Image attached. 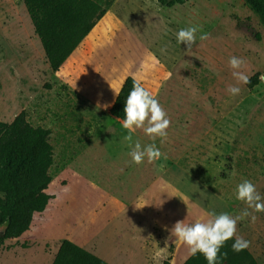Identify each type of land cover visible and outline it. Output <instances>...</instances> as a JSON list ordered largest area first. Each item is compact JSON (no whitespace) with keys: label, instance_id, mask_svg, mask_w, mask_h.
Returning <instances> with one entry per match:
<instances>
[{"label":"rangeland","instance_id":"obj_1","mask_svg":"<svg viewBox=\"0 0 264 264\" xmlns=\"http://www.w3.org/2000/svg\"><path fill=\"white\" fill-rule=\"evenodd\" d=\"M191 25L202 32L188 53L176 33ZM95 33L79 54L76 80L87 89L104 74L94 91L107 89L111 97L127 77L140 79L170 126L154 141L137 129L133 142L155 143L167 159L133 163L122 123L90 103L86 92L57 79L62 69L50 68L41 44L43 56L35 41L25 52L21 40L34 30L22 0H0V121L25 110L32 125L50 130L54 149L46 190L53 198L28 231L0 242V264H51L63 239L110 264H163L181 241L136 206L166 173L179 176L170 181L179 187L158 180L152 190L157 218L171 229L178 220L207 219L210 211L238 216L248 207L235 194L245 179L264 197V28L243 0H186L172 8L157 0H119L93 39ZM231 56L246 60L243 70L249 81L257 75L258 84L236 81ZM230 84L239 95L227 92ZM248 211L256 220H239L236 235L264 264V212Z\"/></svg>","mask_w":264,"mask_h":264},{"label":"trees","instance_id":"obj_2","mask_svg":"<svg viewBox=\"0 0 264 264\" xmlns=\"http://www.w3.org/2000/svg\"><path fill=\"white\" fill-rule=\"evenodd\" d=\"M116 0H22L38 36L46 60L57 71L90 33ZM186 0H157L161 8L181 6ZM264 28V0H243ZM133 78L127 77L108 114L124 119V102ZM254 75L248 87L258 84ZM101 114V119L103 118ZM50 130L32 125L25 110L11 122L0 121V242L20 237L30 229L35 214L42 213L52 195L46 192L53 176L54 149ZM235 237L220 249L218 264H259L248 248L235 252ZM223 253H227L226 258ZM169 256L163 264H169ZM51 264H109L98 255L63 239ZM183 264H207L204 256H189Z\"/></svg>","mask_w":264,"mask_h":264},{"label":"clouds","instance_id":"obj_3","mask_svg":"<svg viewBox=\"0 0 264 264\" xmlns=\"http://www.w3.org/2000/svg\"><path fill=\"white\" fill-rule=\"evenodd\" d=\"M198 31L202 32L201 26L191 25L181 28L176 33L177 42L179 44L183 42L187 46L188 53L191 52L196 42ZM200 39H207V33H202ZM165 51L166 49H161L162 53ZM246 63L242 57L231 56L229 58L228 64L233 70L232 76L238 83H249L250 74L243 70L246 68ZM226 90L233 96L239 95L241 91L238 86L231 84ZM114 93L119 95V92ZM109 106L108 104L103 105L105 108ZM123 113L124 119L121 123L122 127L127 130V135L123 139L131 147L129 155L132 162L141 164L145 158L149 163L161 158L166 160V154L162 153L155 143L142 146L138 140L133 142V133L137 129H142L154 141L156 137L165 138L170 126L166 111L140 79L133 78L131 89L124 102ZM235 194L238 200L245 202L248 206L238 216L233 217L226 212L217 214L215 211H210L207 219L204 220L190 223H185L184 220L175 222L171 233L187 246L189 256H195L199 252L204 256L207 264H218L220 249L229 239L235 237L232 244V250L235 252L242 251L249 246V241L236 235V225L239 220L251 215L248 208H252L255 212H264V197L257 191L256 185L247 179L237 185ZM144 205L136 207L141 208ZM251 219L255 222L256 217L251 215ZM222 255L226 258L227 253Z\"/></svg>","mask_w":264,"mask_h":264},{"label":"crops","instance_id":"obj_4","mask_svg":"<svg viewBox=\"0 0 264 264\" xmlns=\"http://www.w3.org/2000/svg\"><path fill=\"white\" fill-rule=\"evenodd\" d=\"M117 3H119V0H116L110 7L107 8V11L108 9L114 7L117 5ZM107 11L106 13L103 15V17L96 23V25L94 26V28L90 31V33L82 40V42L78 45V47L72 52V54L66 59V61L63 63V65L60 67V71L62 69V74L60 77H57V79H62V82L66 83V84H70L73 86L74 88V84L76 85V87L74 88L75 91L76 88H78L80 91L82 92H86L87 93V100L90 102V103H93L95 105H98V107L102 110L101 106L103 107V105H105L106 103L108 105H110L109 107L105 108L107 113L109 111V109L111 108V106L113 105L114 103V100L116 98V94L114 93V95H112L111 97L107 94V89H103V90H100V92L97 91V93L94 91V88L97 87L98 88V85L99 84H103L102 81H103V76L104 74H102V77L97 80V81H94L92 80L89 87L87 89H84L82 86L83 85H80L78 83V81L76 80V76H75V72H76V69L78 68V66H80V63L81 62V56L79 54H82V52L84 51L85 47L87 46V39L90 38V35L91 33H95V36H93V39L94 37H96L97 35V27H99V23L101 22V20L105 17V15L107 14ZM31 21V20H30ZM33 27V25H32ZM34 30V28H33ZM31 41H35L36 42V49L38 50L39 54L42 55V52H41V47H40V40L38 38V36L35 34H33V36H29V38H25V39H22L21 42H23L24 44V50L26 53H30V49H29V46L31 45ZM96 44V43H95ZM99 46V45H98ZM43 49V48H42ZM31 56V55H30ZM43 56V55H42ZM44 57H45V54H44ZM37 58V56H36ZM46 59V57H45ZM37 70V69H36ZM57 70V71H59ZM68 82V83H67ZM124 81H122L119 85H118V88L116 90V92H119L122 84H123ZM89 89V90H88ZM104 112V111H103ZM105 113V112H104ZM172 177L177 181L179 179V176L178 175H172V174H169V173H166V174H163L161 175L158 179H156L151 185L150 187L144 191V193L137 199V203L138 205H143V199H144V202H145V205L143 207H141L144 212L146 214H148L150 217H152V219L157 222V224L159 225V227H161L162 229L165 228L166 230L170 231L171 232V228H168L166 225H164L161 221L158 220L157 218V196L155 195V193L153 192L152 190V186L154 185V183H156L158 180H165L167 183H169V185H171L174 189L178 188L179 185L174 183V182H170V181H173ZM183 194L186 195L187 197H189L188 194H186L185 191H183ZM209 197V196H208ZM190 198V197H189ZM194 199V198H193ZM201 209H202V204L201 202H198L197 203ZM205 211L208 212V210L204 209ZM146 216V215H144ZM90 223H93V221H90L88 222L87 224V228L91 227ZM180 246L178 248V250L176 251L175 255L173 257H171L170 259V262L169 264H172V262L174 260L177 261V264H183L185 262V260H187V258H189V253H188V248L187 246L183 243V242H180ZM171 256V255H170ZM100 257V256H99ZM169 257V256H168ZM110 264V263H109ZM114 264V263H113Z\"/></svg>","mask_w":264,"mask_h":264}]
</instances>
